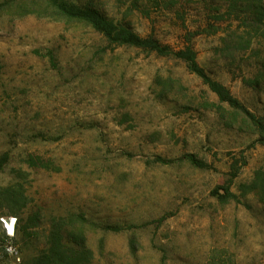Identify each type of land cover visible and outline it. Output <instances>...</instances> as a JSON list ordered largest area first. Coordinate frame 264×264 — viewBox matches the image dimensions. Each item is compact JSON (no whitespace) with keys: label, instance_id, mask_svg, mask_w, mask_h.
Here are the masks:
<instances>
[{"label":"rangeland","instance_id":"rangeland-1","mask_svg":"<svg viewBox=\"0 0 264 264\" xmlns=\"http://www.w3.org/2000/svg\"><path fill=\"white\" fill-rule=\"evenodd\" d=\"M69 1L172 50L191 46L264 121V36L228 0ZM259 139L183 62L109 46L44 0H0V188L27 196L19 217L0 208V264H29L51 221L71 216L92 264H264ZM233 167L236 199L220 203L213 192ZM4 216L18 219L8 239Z\"/></svg>","mask_w":264,"mask_h":264},{"label":"trees","instance_id":"trees-1","mask_svg":"<svg viewBox=\"0 0 264 264\" xmlns=\"http://www.w3.org/2000/svg\"><path fill=\"white\" fill-rule=\"evenodd\" d=\"M49 8L62 19L71 22L83 23L93 31L100 34L109 46H124L154 53L160 57H172L183 62L187 70L196 75L203 84L213 93L220 103L226 104L230 109L243 113L247 124L258 134L261 145H264V121L261 118L249 113L239 101L232 96L230 91L221 83L213 80L208 73L199 65L197 54L191 46H186L180 50H172L168 46H162L153 37H140L134 33L128 26L120 22H115L100 14L96 9L90 6H80L69 0H44ZM230 11L239 13L244 17V21L249 22L251 30L261 32L264 36V0H228ZM248 36L250 32L246 33ZM50 60L53 58L50 55ZM9 155L3 154L0 157V169L8 164ZM196 167H202L201 164L190 160ZM26 164L34 168L49 169L48 164H44L39 158L29 157ZM233 173L228 180L227 185L217 188L213 195L220 203H225L230 199H236L230 193V183L236 177V169L233 167ZM218 190H223L224 195H220ZM9 209L10 215L18 216L19 213L27 207V196L21 185H10L0 188V208ZM3 217V216H2ZM9 217V216H4ZM16 221L18 219L16 218ZM20 222L22 219L20 218ZM81 220L77 216L67 218L53 219L51 228L45 237V244L42 249L31 258L29 264H92L94 252L86 246L85 237L75 229ZM94 226V225H93ZM19 226H16L18 228ZM96 227V226H95ZM27 227L18 231L23 232ZM105 230L119 231L118 228H108ZM25 234L28 236L27 232ZM5 239L8 237L4 236ZM134 243L131 242L132 253H134ZM6 251V250H5ZM7 255V253H5Z\"/></svg>","mask_w":264,"mask_h":264},{"label":"built area","instance_id":"built-area-1","mask_svg":"<svg viewBox=\"0 0 264 264\" xmlns=\"http://www.w3.org/2000/svg\"><path fill=\"white\" fill-rule=\"evenodd\" d=\"M1 223L3 224V231L6 233L7 237H13L15 232L16 218H3L1 220ZM6 251L9 254L14 253V251L10 247H7Z\"/></svg>","mask_w":264,"mask_h":264}]
</instances>
